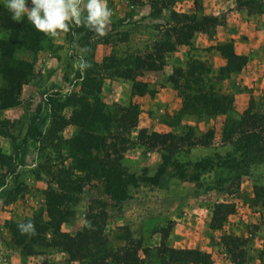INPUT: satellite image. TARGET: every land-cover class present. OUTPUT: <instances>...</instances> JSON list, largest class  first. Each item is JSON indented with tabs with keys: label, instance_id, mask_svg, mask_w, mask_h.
Listing matches in <instances>:
<instances>
[{
	"label": "rangeland",
	"instance_id": "374dc122",
	"mask_svg": "<svg viewBox=\"0 0 264 264\" xmlns=\"http://www.w3.org/2000/svg\"><path fill=\"white\" fill-rule=\"evenodd\" d=\"M150 3L108 0L113 15L105 36L84 27H73L58 39L42 33L39 44L17 40L11 46L21 48L5 60L0 58V264H86L90 253L98 257L105 252L123 255L125 249L132 251L136 243L131 245L130 240L141 242L138 255L145 264H159L155 248L162 242L169 247L176 245L177 235L188 243H178L176 249H192L197 243L212 264L224 259L232 264H264V161L235 163L237 147L222 143L223 129L244 112L238 110L242 102L245 110L253 102L256 111H264V33L260 31L264 29V0H163L157 6L160 13L152 12ZM6 4L7 0H0V41L5 42L16 30L32 25L25 17L12 21L20 27H11L3 18L12 16ZM28 7H32L31 0ZM172 11L199 19L212 16L216 21H197L199 31L188 38L185 26L191 21L176 24ZM224 32L241 37L242 48L237 51L250 53L238 73L228 72L226 59L217 50L228 42L219 40L226 36ZM200 36L213 40V44L195 46ZM160 40L175 45L174 51L164 55L165 65L169 62L173 69L182 67L189 74L192 61L199 60L203 63V81H197L198 71L193 77L174 74L179 78L174 89L181 109L159 113L156 131L183 137L190 130L197 137L209 134L205 142L213 150L209 155L192 154L184 143L170 153L166 146L170 142L155 147L138 143L141 126L131 131L120 128L130 140L120 163L139 179L137 185H129L127 199L113 202L105 194L101 169L93 159L104 153L92 150L93 157L84 155L70 142L84 128L93 135H107L103 124L82 123L90 118L95 121L98 102L93 91L100 86L97 95L107 106L104 110H114V95L132 91V81L123 78L129 65L134 67L130 57H148L153 44ZM81 60L89 66L77 67ZM136 73V81L152 83V73ZM10 75H15L16 81L10 80ZM164 82L158 84L163 87ZM185 94L189 99L184 100ZM219 94L228 97L225 114L211 111L209 101ZM194 95L197 100H193ZM184 114L191 116L184 120ZM177 125L183 126L169 129ZM120 130L112 124L113 134ZM107 137L108 144L114 142L110 135ZM222 144L227 147L217 151ZM206 157L213 160L207 170L194 165ZM161 167L165 172L157 183L149 180ZM180 173L185 179L179 178ZM257 188L261 190L256 192ZM218 205L228 207L219 210ZM212 216L224 220L221 230L210 227ZM34 220L53 227L45 233L36 232ZM84 225L93 234L87 250L81 252L87 253L83 254L86 257L71 260L52 241L63 240L65 233L74 236ZM228 235L232 240L226 238ZM189 243L191 248H187ZM142 249L148 252L144 254Z\"/></svg>",
	"mask_w": 264,
	"mask_h": 264
},
{
	"label": "trees",
	"instance_id": "16d2710c",
	"mask_svg": "<svg viewBox=\"0 0 264 264\" xmlns=\"http://www.w3.org/2000/svg\"><path fill=\"white\" fill-rule=\"evenodd\" d=\"M163 0H151L150 6L152 12H161V8H157L159 4L162 3ZM6 11H3L2 14L5 15ZM6 14H8L6 12ZM6 18L7 21H10L11 27H20V23L12 22L13 20L10 17ZM171 18L175 20L176 24L182 23V21L187 22L191 21L192 24H187L185 27L187 32V37L191 38L193 34L199 31L200 22L197 21L204 20L205 22H215L216 18L212 16H202L199 19L196 16L189 15L187 13H178L176 11L171 12ZM10 27V28H11ZM175 30V29H173ZM14 35L10 36V40L8 41H0V58L5 60L4 58L11 57L15 50H18L21 47H17V45L11 46L12 42L17 40H22L25 42L34 41L35 44H39L42 38V33L37 31L33 25L26 24L23 30L18 29L15 31ZM169 32H166V35H169ZM41 37V38H40ZM23 43V42H21ZM20 43V44H21ZM9 49H8V48ZM7 48V49H5ZM175 50V45L170 42V40H160L153 44V52L148 56L144 57L140 54H137L134 57H130V62L134 67L129 65L130 67L126 71V75L123 77L124 79H128L132 81V93L134 95H143L147 92V84L142 83L140 81H136L134 79V75L136 71H158L161 70L165 65V57L166 53L172 52ZM217 50H219L220 54L226 59V69L229 73H238L246 64L247 57L244 55H239L234 52L233 45L231 42L221 43ZM7 53V55L5 54ZM191 69L189 72L185 71L182 67L174 68L173 73L170 74L168 80L174 84L177 88L179 78L174 74H178L179 77H184V75L194 76L195 72H199L197 81L202 82L203 77L201 76V72L203 71V63L199 60L192 61ZM206 72L208 71L205 70ZM18 72V71H17ZM142 73H136V75H141ZM10 80L13 82L16 81L15 75H10ZM18 85V83H17ZM19 88V86H18ZM93 91V97L96 100L97 105L94 107V115L95 118L92 120L91 118L88 121H82L83 124L86 125H100L103 124V130L107 135H93L91 131L87 128L82 129L83 131L80 134H75V136L71 139V144L73 148L79 152L84 153V155L92 156V150H97L99 152H103V157L94 156L93 159L98 161V167L101 169L102 178L105 182V194L110 197L113 202H120L128 198L127 189L129 185H137L138 177L134 174L128 173L121 165L120 161L123 157V153L127 149V144L130 143V140L127 139L120 128H123L122 131H131L132 129L137 128L138 123V115H139V107L137 104H129L128 106H122L118 103H113L112 106L114 110L105 111L104 109L107 107L105 103L100 101L97 93L100 92L99 88H95ZM7 91L6 88L3 91ZM1 91V90H0ZM197 92H200L197 91ZM9 93H12V89L10 88ZM184 100L189 99V95H183ZM197 95L193 96V100H197ZM206 98V96L204 97ZM228 97L223 94H219L217 96L213 95L210 99L211 111L214 114H225L226 107V99ZM205 100V99H204ZM8 106V105H6ZM90 106H85V110L89 111L88 108ZM185 110V108H184ZM87 113V112H86ZM92 116V115H91ZM85 122V123H84ZM81 125V127L83 126ZM112 124H116V128L119 131H116L114 134L111 132ZM190 128V127H189ZM190 130V129H189ZM122 133V134H121ZM110 135L114 139V142L107 143V136ZM209 134L202 135L197 137L193 131H189L186 133L184 137L182 135H176L173 133H158V132H148L146 129L142 128L137 131V139L138 143L146 145L151 144L152 146H165L167 142H170L169 147L170 153L177 151L180 149L181 144H187L188 151L191 148L203 146L208 147L209 142H205V137ZM236 136V137H235ZM118 142V143H117ZM222 143L223 144H231L232 146H236L235 152H238L239 155L233 158V161L238 162L241 160L245 163H256L264 161V111H256L253 102L250 103L248 108L244 110L242 116L237 121L226 125V127L222 131ZM216 156L220 158V155L216 153ZM230 158V155L227 156ZM166 157L163 159L164 163L166 161ZM91 162V161H90ZM213 160L210 157H206L198 162H195V166L197 168H201V170H207V167L212 164ZM86 171V170H84ZM165 172L164 167H161L154 178H150L149 180H153L157 183L159 176H161ZM186 175L180 173L179 178L185 179ZM261 188H257L256 192H259ZM223 207L227 208L228 206L218 205L217 208L220 210ZM62 221V220H61ZM224 220L212 216L211 228L220 229L222 227ZM35 227L36 232L45 233L47 230L52 228L48 222L40 225V221L34 220L32 222ZM21 228V227H20ZM19 228V229H20ZM21 228L20 230H22ZM89 227L84 225L83 230L78 231L76 235H70L69 233L63 234L64 239L61 240H53L52 243L54 246H57L60 251L66 252L69 254L71 260H76L79 258H84L87 253H81L84 250H87V245L89 244L91 238H93V234L88 233ZM54 231V230H53ZM227 239H231L230 235ZM234 239L239 240L238 237H234ZM21 244L22 241H19ZM131 245L134 243L135 246L132 251L129 249H125L123 255H119L118 252L108 253L105 252L103 255L98 257L87 254L90 257V260L86 264H120L125 261H133L135 264H145V260L140 258L138 252L141 249L140 241H132L130 240ZM144 254L148 252V249L141 250ZM155 256L159 262V264H186V263H194V264H212L209 255L199 251L197 249H176L173 247H169L164 242L160 244L157 248H155Z\"/></svg>",
	"mask_w": 264,
	"mask_h": 264
},
{
	"label": "clouds",
	"instance_id": "9594fccd",
	"mask_svg": "<svg viewBox=\"0 0 264 264\" xmlns=\"http://www.w3.org/2000/svg\"><path fill=\"white\" fill-rule=\"evenodd\" d=\"M31 5L29 8L28 0H7L6 7L12 20L19 22L26 17L37 31L53 39L68 34L73 27L105 36L113 15L108 0H31ZM76 66L84 69L89 65L81 60Z\"/></svg>",
	"mask_w": 264,
	"mask_h": 264
},
{
	"label": "crops",
	"instance_id": "0c3cea01",
	"mask_svg": "<svg viewBox=\"0 0 264 264\" xmlns=\"http://www.w3.org/2000/svg\"><path fill=\"white\" fill-rule=\"evenodd\" d=\"M262 16H264V15H262ZM261 17H257V18L262 20ZM227 31H229V28L227 29ZM260 31H261V33H264V29H262ZM224 34H226V36L224 35V38H221L219 40H222V41L224 40L225 42L230 41L233 45V49H234L235 53H237L239 55H244V56L250 55V53L245 52V51L244 52L237 51L239 48H242L239 45V42H241V40H240L241 37L236 36V35L227 34L225 32H224ZM213 37H216V35H214ZM216 40H217V38H216ZM208 41H209L208 37L200 36L197 40H195V46L206 47V46H209L210 44H213V40H210L209 42ZM222 41H220V42H222ZM201 42H205V43L202 44ZM207 42H208V45H207ZM172 70H173V66L171 63L168 62V63H166V65H164V67L161 70L147 71L148 73H152L151 77L153 78V80L151 81L152 83L147 84V92H145L143 95H134L132 93V91H130L128 89L125 92H123L122 94L116 93L117 95L116 94L114 95L112 102L118 103L119 105H122V106H128L131 103L137 104L139 107V112H140V114L138 115L137 125L141 126L140 127L141 129L142 128L146 129L148 132H157L156 131L157 128L155 127V125H156L155 121L158 120L159 113L167 112L168 110H173V109H176L179 111L181 109V106L179 105L180 99L176 95V91L174 89L175 86L172 82H170L168 80V76H170V74L172 73ZM158 72L161 74L159 75ZM240 74H241V72H240ZM165 77L167 78L166 80H165ZM241 77H243V75H240V78ZM240 78L238 79V81H240ZM163 81H165V82L163 83L164 86L162 87L158 84V82H163ZM155 82L157 84H155ZM241 96L242 95L240 94V98H241ZM238 110H241V112L245 110V102L244 103L242 102V105L238 106ZM144 116L146 117V119L143 118ZM183 116H184L183 117L184 120H186L185 119L186 116H191V115L190 114H184ZM141 118L143 119V121L141 120ZM182 126L183 125H177L176 127H170L169 129L171 131H174V130H178V128H182ZM150 130H152V131H150ZM226 147L227 146H224L222 144V146L216 148V150L218 151V150H221L222 148H226ZM210 150H213L212 148H210V146H208V147L198 146V147L191 148L190 152H192V154H194V152H203L202 154L209 155ZM244 218H245V216H244ZM217 230H219V229H217ZM153 239L158 240L157 236H155V235L153 236ZM181 242H185L186 244L188 243L180 235H177V239L175 240L174 243L177 245L178 243H181ZM194 244L195 245L192 246V249H197L199 251H201L203 249V247L201 245H199L197 243H194ZM176 245H174L173 243L171 244V246L173 248H175ZM190 246H191V243L188 244L187 248H191ZM181 247H183V246H181ZM217 264H232V263H229L227 260L224 259V260H221V262H219Z\"/></svg>",
	"mask_w": 264,
	"mask_h": 264
}]
</instances>
